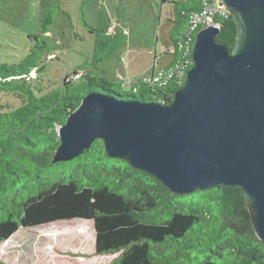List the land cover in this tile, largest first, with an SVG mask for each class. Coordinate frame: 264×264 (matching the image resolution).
<instances>
[{
    "label": "trees",
    "instance_id": "obj_1",
    "mask_svg": "<svg viewBox=\"0 0 264 264\" xmlns=\"http://www.w3.org/2000/svg\"><path fill=\"white\" fill-rule=\"evenodd\" d=\"M161 3L173 5L172 45L163 50L171 59L162 66L172 67L188 15L202 0ZM42 32H48L45 25ZM217 39L232 51L231 15L221 21ZM47 44L43 35L19 62L0 63V94L17 100L0 103V244L21 228L82 219L93 223L96 253L121 251L108 264H264V247L238 186L172 194L154 177L107 157L100 139L70 161H52L59 126L87 93L167 104L182 82L154 83L150 73L142 80H118L114 89V81L96 69L77 68L54 86L42 84L40 74L52 55Z\"/></svg>",
    "mask_w": 264,
    "mask_h": 264
},
{
    "label": "water",
    "instance_id": "obj_2",
    "mask_svg": "<svg viewBox=\"0 0 264 264\" xmlns=\"http://www.w3.org/2000/svg\"><path fill=\"white\" fill-rule=\"evenodd\" d=\"M236 24L231 52L214 26L200 28L193 66L167 104L87 93L59 126L53 162L100 139L120 159L187 195L238 186L264 247V0H222Z\"/></svg>",
    "mask_w": 264,
    "mask_h": 264
},
{
    "label": "rangeland",
    "instance_id": "obj_3",
    "mask_svg": "<svg viewBox=\"0 0 264 264\" xmlns=\"http://www.w3.org/2000/svg\"><path fill=\"white\" fill-rule=\"evenodd\" d=\"M172 6L161 0H0V63L19 62L44 35L52 55L42 84L54 86L74 69L94 68L117 89L116 81L142 80L151 72L155 55L146 48L156 46L160 66L171 59L162 50L172 45ZM5 101L17 100L0 94ZM95 239L90 220L21 228L0 244V264H108L121 254L96 253Z\"/></svg>",
    "mask_w": 264,
    "mask_h": 264
},
{
    "label": "built area",
    "instance_id": "obj_4",
    "mask_svg": "<svg viewBox=\"0 0 264 264\" xmlns=\"http://www.w3.org/2000/svg\"><path fill=\"white\" fill-rule=\"evenodd\" d=\"M230 15L222 0H202L201 8L189 13L187 26L179 36L176 45L180 58L172 67L158 66L152 70L149 76L151 81L162 85L172 80L182 82L185 72L193 66L191 50L195 33L206 26H214L220 30L221 21L228 19ZM170 51L174 53L176 50L170 47Z\"/></svg>",
    "mask_w": 264,
    "mask_h": 264
},
{
    "label": "crops",
    "instance_id": "obj_5",
    "mask_svg": "<svg viewBox=\"0 0 264 264\" xmlns=\"http://www.w3.org/2000/svg\"><path fill=\"white\" fill-rule=\"evenodd\" d=\"M155 42H156V44H157V42H158V37H156V40H155ZM147 50H149V52L151 53V52H153L154 53V55L157 53V48H156V46L154 45L153 47H149V48H146ZM165 49V47L163 48V50ZM162 50V51H163ZM152 63H153V60H152ZM155 66V65H154ZM154 66H151V71L153 70V69H155V68H157L158 66H160L159 64H157L155 67ZM163 66H165V65H163ZM151 73V72H150ZM150 73H148V74H150ZM136 80L134 77L133 78H131V80Z\"/></svg>",
    "mask_w": 264,
    "mask_h": 264
}]
</instances>
